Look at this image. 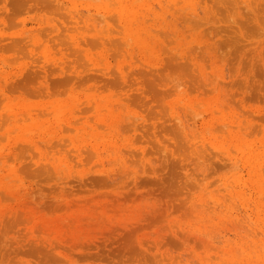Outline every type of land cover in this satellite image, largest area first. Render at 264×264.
Listing matches in <instances>:
<instances>
[{
    "label": "rangeland",
    "instance_id": "obj_1",
    "mask_svg": "<svg viewBox=\"0 0 264 264\" xmlns=\"http://www.w3.org/2000/svg\"><path fill=\"white\" fill-rule=\"evenodd\" d=\"M0 264H264V0H0Z\"/></svg>",
    "mask_w": 264,
    "mask_h": 264
}]
</instances>
